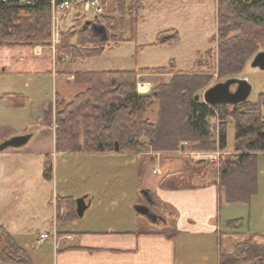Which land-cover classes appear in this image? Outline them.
<instances>
[{
	"label": "rangeland",
	"instance_id": "rangeland-1",
	"mask_svg": "<svg viewBox=\"0 0 264 264\" xmlns=\"http://www.w3.org/2000/svg\"><path fill=\"white\" fill-rule=\"evenodd\" d=\"M137 2L138 6H141L137 11L131 8L129 2L125 3L123 29L115 33L124 40L122 43L107 44L98 56L82 57L74 62L67 59V65L63 69L83 72L165 68L167 72L150 74L142 71L140 74L143 75L137 77L136 89L138 82L150 84V90L145 95L156 93V85L167 83L172 76L171 70L206 73L210 77L207 86L196 92L201 101V95L206 88L227 79L219 78L217 74L218 0ZM106 4L104 13L116 15L114 0H107ZM88 18L92 21L91 14ZM80 21L81 18L72 19L67 16L60 24L59 31L65 32ZM104 33L106 35L105 30ZM260 50L263 49L259 48L258 51ZM250 60L234 77L245 78L251 84L252 90L247 102L256 103L259 95L264 93V71L250 67ZM45 66H48L49 70L54 67L52 53L47 48H44L41 57L36 58L32 55L30 46L0 47V130L4 132L7 126H10L25 129L24 133L35 134L25 146L8 148L0 153V226L16 235L17 245H25L29 258L38 264L49 262L44 247L35 245V239L42 231L53 233L56 228L62 230L64 224L54 215L56 197L78 198L88 191L93 192V203L78 220V225L86 230L114 231L136 228L141 231L148 227L150 222L138 215L133 206L149 204L151 210L164 217L167 224L165 227L157 222L156 226L168 232L173 223V211L162 204H158V208L151 205L144 193L152 189L156 180L172 172H179L178 175L183 177L182 180L170 182L173 186L214 181L221 164L231 158L234 125L229 122L226 129V148L221 150L223 153L218 163L206 161L196 164L198 161L193 158L195 152L211 151H192L191 142H184L172 153L142 151L145 153L120 155L105 162L104 159L93 156L94 154L62 155L67 153L62 152L55 153L54 157L51 155V160L47 159L52 169V178L47 181L42 175L44 156L36 154L35 151L48 148L52 138L51 110L54 90L66 103L76 93L83 91L85 86L74 83L69 72H65L63 79L57 76L56 82L52 81L49 75L33 78L34 75L24 74L31 73L33 68L40 70ZM17 71L23 75L15 76ZM29 77H32V80ZM234 88L235 86H232L231 90ZM26 92L30 93L29 98ZM13 93L25 97V102L22 105L13 103L7 97ZM158 106L157 100H152L147 106L151 122L156 121ZM260 114L264 117V105L260 107ZM218 125L217 119L210 120V130L214 137ZM157 159L160 161L159 166L154 163ZM255 160L257 192L250 201L226 203L223 194L220 207L219 204L213 207L207 200L201 214L207 215L216 208L223 229L230 218H240L243 226L239 232H247L253 236L256 243L264 244V152H257ZM174 163L180 166L172 167L170 164ZM157 167L161 173H157ZM105 183L116 187L107 190ZM60 215H66L65 206L60 209ZM211 223L215 224L216 219L211 220ZM29 233H32L31 236ZM32 238V243H28ZM176 244V264H219L217 233L210 236H180ZM236 258L242 264H264V256L261 260L257 256L247 263L243 261V252L237 253ZM0 264L14 262L0 260Z\"/></svg>",
	"mask_w": 264,
	"mask_h": 264
},
{
	"label": "trees",
	"instance_id": "trees-1",
	"mask_svg": "<svg viewBox=\"0 0 264 264\" xmlns=\"http://www.w3.org/2000/svg\"><path fill=\"white\" fill-rule=\"evenodd\" d=\"M137 1L114 0L116 15L103 13L97 17L95 22L105 29V38L94 34L83 19L61 32L55 63L65 61L66 55L73 62L82 57L98 56L107 44L122 43L124 40L115 33L123 29L125 3L129 2L137 11L141 9ZM217 38L218 77H234L250 58L252 60L256 53L264 51V0H218ZM50 41L51 15L47 3L0 2V47H47ZM259 48L263 50L258 51ZM142 71L150 74L167 72L165 68H144L71 73L73 82L84 85L85 89L66 103L55 94V152L112 153L117 143L119 152L126 154L142 151L172 153L184 142L193 143L192 151L224 150L226 129L231 121L234 125L233 153L219 167L215 183L223 191L226 203L249 202L257 192L256 153L264 152V117L260 114L264 93L259 95L256 103L245 101L210 107L195 100L196 92L205 88L210 80L206 73L171 70L172 76L167 83L156 85V93L145 95L136 89L137 76ZM7 97L17 105L26 100L21 95ZM152 100L159 102L155 122L148 118L147 106ZM212 119L219 123L215 137L210 130ZM42 175L47 181L52 178L47 160ZM175 180L177 178L171 177L160 184L173 186L170 182ZM63 206L66 215L59 216ZM74 209L73 197H56L55 212L59 222L76 219ZM242 222L241 219L229 220L225 230L217 233L219 264H242L236 258L239 252L244 253L246 263L264 256V244L256 243L250 234L239 232ZM0 242L1 261L33 264L26 251L1 226Z\"/></svg>",
	"mask_w": 264,
	"mask_h": 264
},
{
	"label": "crops",
	"instance_id": "crops-1",
	"mask_svg": "<svg viewBox=\"0 0 264 264\" xmlns=\"http://www.w3.org/2000/svg\"><path fill=\"white\" fill-rule=\"evenodd\" d=\"M106 3L107 0L104 3V8L107 5ZM90 23L96 22L91 21ZM44 48L50 50V48L43 47L41 45L31 47L32 55L36 58L41 57ZM35 49L40 50L41 54L36 56L34 54ZM52 57L54 61L55 57L53 56V54ZM66 62L67 60L63 61L62 63H55L54 61V67L51 70L47 68L48 66H45V68H41L40 70L33 68L31 73L27 72L24 74L34 75L33 78H40V76L49 75L52 78V81L55 80L56 82L57 76H60V78L63 79V77L66 75L65 72H69L70 76L71 73L74 72L72 70L63 69V67L67 65ZM4 72L5 70L3 69L2 73ZM14 75L22 76L23 74L22 72L17 71ZM142 75L143 74H139L138 76L141 77ZM29 78L30 80H32V77ZM137 90L140 94H147L150 90V84L143 82H141L140 84V82H138ZM26 94H28L27 98H29L30 93L26 92ZM55 94L59 95V93L54 90L51 110L53 132L51 134L52 138L50 139L49 147L43 150L35 151L36 154H43V165L45 160H51L52 156L54 157L56 153L54 133ZM13 95L18 94L13 93ZM24 131L25 129L20 130L15 129L14 127L7 126L6 131L3 132L0 130V142L14 135L30 133H24ZM34 135L35 134H33V136ZM33 136L31 137V139L33 138ZM147 152L150 153L151 151H146V153ZM141 153L143 154L145 152ZM64 154L68 155L71 153H63L62 155ZM80 154L83 153H79L78 155ZM156 154L159 155L158 153ZM62 155L59 154V156ZM120 155L129 156L130 154H126L123 152H112L103 154L94 153L93 156L104 159L105 162V160L109 158H114ZM154 163L159 166V159L155 160ZM170 165H172V167L180 166V164L177 165L175 163ZM158 172L161 173V170L157 167V173ZM177 173L178 172H172L170 174L164 175V177H161L154 182L152 189H149L147 191L148 195L151 196V199L153 200V206L158 208V206L162 204L173 211V223L170 226V231L168 232L163 231L160 226H156L158 225L157 223H150L148 227L141 231H138L136 228H134L133 230L114 231L86 230L78 225L79 217L76 216V219H74L70 223L62 222L64 223L62 224V230H58L59 228H56L53 233L42 231L35 239L34 244L44 247V250L46 251L45 253H47L46 255L49 264H176V240L178 237H185L188 235L210 236L218 233L219 231L225 230V228L223 229L221 226L220 216L216 208H213L212 212L207 215L201 214L202 207H204L207 200L210 201L213 207H215V205L217 206L218 204L220 207V204L223 201V191L218 189L215 180L206 184L201 183L188 186H171L169 184H160L161 181L165 182L171 177L182 180L183 177H180ZM104 186L107 188V190L116 187L115 185L112 186L110 183H105ZM81 197H86L85 202L89 201L88 208L95 199V196L91 191L86 192ZM75 199L77 198H74V201ZM54 215H56V212ZM214 218L216 219V223L212 224L211 220H213ZM230 220L234 219L230 218ZM161 223L165 227L167 226L164 217ZM43 233H47L49 236L42 243H39L40 235ZM9 234L16 242V235L11 234L10 232ZM31 234L32 233H29L28 235L31 236ZM48 239H50V241ZM32 241L33 238L28 243H32ZM18 246L24 250L26 248L25 245L21 246L18 244ZM31 261L33 264H38V262L33 259H31Z\"/></svg>",
	"mask_w": 264,
	"mask_h": 264
},
{
	"label": "water",
	"instance_id": "water-1",
	"mask_svg": "<svg viewBox=\"0 0 264 264\" xmlns=\"http://www.w3.org/2000/svg\"><path fill=\"white\" fill-rule=\"evenodd\" d=\"M87 25L94 34L99 35L101 38H105L106 35L103 26L90 22H87ZM249 65L252 68L264 71V51L256 53ZM232 86H235L234 90H231ZM251 90L252 86L245 78L230 77L206 88L201 95V99L204 104L210 107H217L224 104L237 105L248 100ZM195 100H199V96L196 95ZM32 136V133H27L14 135L5 139L0 142V152L8 148H21L29 142ZM114 149L115 152H119L117 143H115ZM144 195H146L148 203H151V196H149L147 192L144 193ZM85 198L86 197H79L75 199L74 212L79 218L83 216L89 205V201L85 202ZM133 209L138 215L148 219L150 223H157V216L151 210L149 204H137L133 206Z\"/></svg>",
	"mask_w": 264,
	"mask_h": 264
},
{
	"label": "built area",
	"instance_id": "built-area-1",
	"mask_svg": "<svg viewBox=\"0 0 264 264\" xmlns=\"http://www.w3.org/2000/svg\"><path fill=\"white\" fill-rule=\"evenodd\" d=\"M7 0H0L4 2ZM20 5H32L37 2L47 3L50 7L51 15V41L47 46L50 48L53 56L55 55L56 48L60 43V31L59 26L62 21L70 16L72 19L81 18L86 22H91L88 15L91 14L92 22H95L97 17L104 13V3L106 0H15ZM145 1V0H139ZM34 54L36 56L40 55V50L35 49ZM68 56H65V60ZM223 152L216 149V151L211 152H195L194 159L197 161H208L209 163H218L219 157ZM49 235L43 233L40 235L39 243H42Z\"/></svg>",
	"mask_w": 264,
	"mask_h": 264
},
{
	"label": "flooded vegetation",
	"instance_id": "flooded-vegetation-1",
	"mask_svg": "<svg viewBox=\"0 0 264 264\" xmlns=\"http://www.w3.org/2000/svg\"><path fill=\"white\" fill-rule=\"evenodd\" d=\"M153 204V200L151 199V205ZM152 209V208H151ZM156 214V222L161 223L163 221V217L159 214H157L156 212H154Z\"/></svg>",
	"mask_w": 264,
	"mask_h": 264
}]
</instances>
